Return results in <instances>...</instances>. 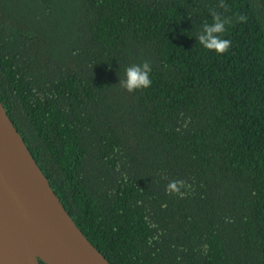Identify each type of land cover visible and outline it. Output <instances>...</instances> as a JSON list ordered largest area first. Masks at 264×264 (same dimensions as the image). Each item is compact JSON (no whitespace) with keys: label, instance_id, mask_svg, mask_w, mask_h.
Segmentation results:
<instances>
[{"label":"trees","instance_id":"trees-1","mask_svg":"<svg viewBox=\"0 0 264 264\" xmlns=\"http://www.w3.org/2000/svg\"><path fill=\"white\" fill-rule=\"evenodd\" d=\"M218 2L0 0V101L112 264H264V0L216 8L247 16L222 55L195 39Z\"/></svg>","mask_w":264,"mask_h":264},{"label":"water","instance_id":"water-1","mask_svg":"<svg viewBox=\"0 0 264 264\" xmlns=\"http://www.w3.org/2000/svg\"><path fill=\"white\" fill-rule=\"evenodd\" d=\"M112 264L49 184L0 101V264Z\"/></svg>","mask_w":264,"mask_h":264},{"label":"clouds","instance_id":"clouds-1","mask_svg":"<svg viewBox=\"0 0 264 264\" xmlns=\"http://www.w3.org/2000/svg\"><path fill=\"white\" fill-rule=\"evenodd\" d=\"M216 8L228 10V5L225 0H219L215 8L210 10V22H204L197 31L195 39L199 45L208 51L215 52L218 55L225 54L231 48V41L223 38L227 31V26L236 23L247 22V16L242 13L234 14V16H226ZM152 71L151 62L144 60L141 63L128 65L124 69L123 78L118 79L120 88L132 93L139 89L148 88L152 84L150 73ZM161 179L167 180V176H162ZM190 185L182 179L169 180L165 185V192L170 195H177L183 198L185 193L182 189H187Z\"/></svg>","mask_w":264,"mask_h":264}]
</instances>
